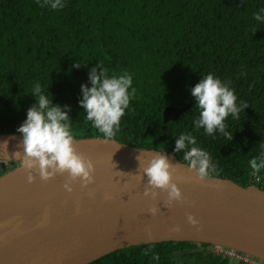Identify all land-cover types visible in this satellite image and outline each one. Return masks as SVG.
<instances>
[{
    "label": "trees",
    "instance_id": "trees-1",
    "mask_svg": "<svg viewBox=\"0 0 264 264\" xmlns=\"http://www.w3.org/2000/svg\"><path fill=\"white\" fill-rule=\"evenodd\" d=\"M63 2L53 10L36 0H0V134L18 133L39 83L54 104L70 106L74 138L104 139L78 103L81 85L90 86V70L102 65L109 76L131 74L136 89L112 140L170 153L187 164L186 149L177 152L175 141L190 132L216 164L209 177L243 187L255 185L257 176L264 179V169L253 175L248 163H259L264 154V23L253 18L264 0ZM209 73L229 82L238 103L249 105L238 119H226L231 139L193 127L199 111L191 88ZM189 103L177 121L164 123L166 107ZM17 166L0 160V178ZM212 249L165 242L120 250L91 264H232ZM153 253L158 261L151 260Z\"/></svg>",
    "mask_w": 264,
    "mask_h": 264
},
{
    "label": "water",
    "instance_id": "water-1",
    "mask_svg": "<svg viewBox=\"0 0 264 264\" xmlns=\"http://www.w3.org/2000/svg\"><path fill=\"white\" fill-rule=\"evenodd\" d=\"M191 106L166 107L164 123L177 121ZM74 141L77 152L93 162V176H106L112 188L88 197L77 187L80 179L67 172L49 178L56 195L0 187V264H91L120 250L165 242L220 246L264 261L260 187L202 179L170 153L100 138ZM157 155L173 166V183L182 199L149 184L143 169ZM0 160L18 164L0 182L19 172L39 173L38 165L24 166L20 133L0 134Z\"/></svg>",
    "mask_w": 264,
    "mask_h": 264
},
{
    "label": "clouds",
    "instance_id": "clouds-1",
    "mask_svg": "<svg viewBox=\"0 0 264 264\" xmlns=\"http://www.w3.org/2000/svg\"><path fill=\"white\" fill-rule=\"evenodd\" d=\"M36 2L41 7L53 10L65 6L63 0ZM253 18L264 23V8L253 13ZM73 67L78 68L80 65L74 64ZM88 78L90 86L81 85V98L78 101L84 110V119L91 122L92 126L103 134L105 140H112L120 131L121 119L135 97L133 78L127 72L109 76L102 65L99 71L93 67ZM31 94L36 103L28 108L26 119L17 128V132L22 135L24 166L32 169L38 165L39 175L44 180L56 173L67 172L72 179L79 178L85 187L93 183L95 172L93 162L79 154L74 146V134L69 117L70 106L54 104L53 99H49L42 91L39 83L33 87ZM191 95L195 98L199 111L198 118L192 121L193 127L202 128L205 135L211 136L218 131L231 139L232 134L226 131V119L229 116L238 119L239 113L249 105L242 101L238 103V97L230 83L209 73L191 88ZM261 148L264 149V145H261ZM185 149L184 160L200 178H207L216 173V164L210 154L198 146L196 137L190 132L180 134L175 141L177 152ZM15 155L19 157L20 153ZM248 163L255 175L264 169V154L259 163L257 158H252ZM172 170L173 166L163 155L154 156L143 169L152 187L167 189L171 198L180 200L182 195L180 189L173 183ZM27 179L31 183L34 178L29 173ZM64 187L67 191H72L69 183ZM188 220L194 225L197 223L192 216H189ZM148 251L151 252L152 249ZM159 259L158 254L151 255L152 261Z\"/></svg>",
    "mask_w": 264,
    "mask_h": 264
},
{
    "label": "bare ground",
    "instance_id": "bare-ground-1",
    "mask_svg": "<svg viewBox=\"0 0 264 264\" xmlns=\"http://www.w3.org/2000/svg\"><path fill=\"white\" fill-rule=\"evenodd\" d=\"M33 176V181L30 183L27 179L28 174ZM1 188L6 189H19L27 191H40L46 194L56 195L54 193L55 185L49 179H41L39 173L24 171L14 174L12 176L6 177L0 182ZM77 187L80 191L86 194V196L95 198L109 189L112 188L111 181L104 175L94 176V182L87 185L86 187L82 184L81 180L77 182Z\"/></svg>",
    "mask_w": 264,
    "mask_h": 264
},
{
    "label": "built area",
    "instance_id": "built-area-1",
    "mask_svg": "<svg viewBox=\"0 0 264 264\" xmlns=\"http://www.w3.org/2000/svg\"><path fill=\"white\" fill-rule=\"evenodd\" d=\"M253 182L255 183L256 186L264 190V179L262 177L259 176L255 177ZM212 247H213L212 250L216 255H220L223 256L224 258H227L232 264H264L263 260L238 252L233 249L224 248L220 246H212Z\"/></svg>",
    "mask_w": 264,
    "mask_h": 264
},
{
    "label": "rangeland",
    "instance_id": "rangeland-1",
    "mask_svg": "<svg viewBox=\"0 0 264 264\" xmlns=\"http://www.w3.org/2000/svg\"><path fill=\"white\" fill-rule=\"evenodd\" d=\"M4 165L1 164V167H3ZM22 170V169H21Z\"/></svg>",
    "mask_w": 264,
    "mask_h": 264
}]
</instances>
